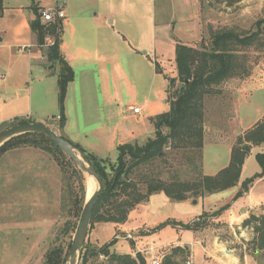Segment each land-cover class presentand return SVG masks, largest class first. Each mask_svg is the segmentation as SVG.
Wrapping results in <instances>:
<instances>
[{
    "label": "rangeland",
    "instance_id": "obj_1",
    "mask_svg": "<svg viewBox=\"0 0 264 264\" xmlns=\"http://www.w3.org/2000/svg\"><path fill=\"white\" fill-rule=\"evenodd\" d=\"M6 1L10 2V0ZM55 1L58 5H62L63 0H42V5L48 3L52 7ZM65 2L67 3V0ZM65 8L79 12L87 18L95 12L100 19L108 12L116 14L117 119L121 114H124L123 116L133 114L132 111H126L128 105H135V108L141 109L145 114L146 100L160 103L165 96L167 80L155 73L153 65L141 55L142 51L147 50L149 55L153 53L151 58L154 65L159 64L163 73L168 75L171 69H174V52L178 40L199 47L201 43H208L212 32L230 30L239 35H246L257 31L255 24L264 18V0H242L232 6H227L221 0H69ZM185 12L189 14L188 17L193 18L191 19L197 27L194 28L195 33H192L184 23H180ZM150 16L158 24L171 25L168 30L159 31L154 48L151 49L147 48V45L143 47L140 44L142 35L146 36L150 33L148 22ZM261 30L258 39L247 49H243L244 52L241 55L243 56L241 61L244 62V68L249 75L245 77V74L224 82L205 99L206 137L202 150L196 152L167 149L161 159L137 168L130 176L131 180L139 183L146 177L159 179L166 184L173 181L193 183L201 174L212 176L218 172L219 167H227L231 146L235 145L236 138L264 117V27ZM100 31V35L97 33L95 36L94 31L85 27L78 26L75 33H72L69 27H64L61 37L68 44L81 40L87 41V39H95L96 42L102 40L105 43L101 44L100 49L109 52L107 50L112 49L110 31ZM168 34L176 40L165 42L164 38ZM122 36L125 37L126 42L122 41ZM49 39L53 41L52 38ZM132 49L138 50L139 53ZM90 62L86 65L90 72L83 71L81 69L83 67L77 65V76H107L108 73L114 76L113 59L108 54L102 62ZM98 66L103 68L102 71L97 68ZM119 70L129 76V85L120 82ZM58 72L57 64L50 70L48 76L57 79ZM0 76H3V78L0 77V85H2L7 81V74L1 68ZM32 105L34 111L39 109V113L45 115L39 116L40 119L36 123L47 126L59 136L61 129L56 119L60 114L58 102L55 101L52 104L48 98L42 100L40 96V102L33 101ZM72 115L73 118L74 116L82 117L81 113L75 115L73 112ZM35 119L36 117L32 115L30 119L19 120L35 123ZM91 122L87 119L84 123L78 121V125L69 124L68 132L71 133L77 129L79 134L88 132L92 126ZM125 124L130 127L133 119L128 118ZM15 125L18 124L13 121L5 123L0 126V132ZM208 127L210 131L207 130ZM258 154L264 155V143L258 147L252 146L247 151L241 172L240 187L236 192L234 189H227L200 199L197 197L196 204L173 201L156 193L148 202L132 210L127 226L140 228L129 233L147 237L161 232L159 239H151V241L148 239L138 245L148 249L150 245L158 248L180 242L192 251L193 264H213L214 260H218L216 257L219 253L216 250L218 247L215 244L212 245L214 237L217 236L219 241H227L225 246L233 248L235 254L241 256V262L246 264L245 255L247 262L250 258L246 254L248 243L253 238L251 230L242 228V223L238 228L232 226L231 229L224 220L216 221L217 219L210 215L227 205L230 207L235 201L236 194L241 190V184L261 173V168L256 161ZM99 156L108 158L106 161L109 163L107 162L104 166L109 173L111 167L115 165L116 151ZM56 158L64 164V171ZM67 161L68 158L64 160L56 153H47L30 146H21L3 154L0 160V264H43L44 255L49 249L60 246L65 252L69 251L68 246L71 245L78 223L72 204L74 198L80 196V183L74 174L76 166L71 161ZM199 165L200 171L197 169ZM83 178L86 198L90 178L85 174ZM139 184L145 190L144 185ZM251 186L252 184L248 187V191ZM262 208L260 207L255 214L261 213ZM203 214H207L208 217L200 221L204 224L200 232L205 231L200 235L201 238L195 234L197 231H184L170 225L152 234L148 232L155 227L142 231L147 227L166 222L189 224ZM223 216L225 213L221 217ZM197 240H201L204 250L196 247L199 253L193 254L194 247L191 246ZM112 241L116 243L108 249V252L116 255H127L124 253L130 249L135 250L137 243L126 239V234L117 233L111 224L94 223L88 228L81 257L84 255L87 264H110L108 258L93 255L86 250L99 249ZM207 248L211 252L209 257L205 250ZM147 254V257H150V254ZM185 260L190 261L188 257ZM260 260H262L260 257L256 262L253 260V264H264ZM80 261L81 258L78 264Z\"/></svg>",
    "mask_w": 264,
    "mask_h": 264
},
{
    "label": "trees",
    "instance_id": "obj_2",
    "mask_svg": "<svg viewBox=\"0 0 264 264\" xmlns=\"http://www.w3.org/2000/svg\"><path fill=\"white\" fill-rule=\"evenodd\" d=\"M240 1L242 0H221L227 6H232ZM1 8L2 0H0ZM31 9L34 18L29 22V27L35 37L37 47H43L47 38L53 39L52 45L46 48L47 60L51 65L58 64L59 66L57 93L60 120L58 127L63 129L65 125L63 111L67 87L74 79L72 68L60 54L63 24L60 21L43 24L40 21L41 10L33 3ZM255 27L257 31L246 35H239L230 30L212 32L208 43H201L199 47L177 43L174 52L177 76L175 78L164 77L168 82L167 101L169 110L148 119L154 128V137L148 139L145 144L141 146L137 144L117 146L115 165L111 167L109 173L106 172L104 166L108 161L98 159L80 146L68 141L94 167L104 186L103 193L94 205L89 226L94 223L122 225L126 223L129 213L136 206L147 202L149 197L156 193H163L173 201H185L219 193L238 184L247 151L251 146H259L264 143V117L236 138V143L231 148L227 167L214 176L201 174L193 183L173 181L167 184L159 179L144 177L141 179L142 182L139 183L144 185L145 190L140 187L139 183L131 180L130 176L137 168L164 157L167 149L196 152L202 150L204 146L205 99L224 82L245 74V77L249 75L246 68H244V62L241 61L243 59L241 55L244 52L243 49H247L258 39L262 27H264V18L258 21ZM154 68L156 74L162 75L157 63ZM13 122L17 124L30 123L19 119H14ZM21 146H30L47 153H56L64 160L67 159L46 137L34 133L23 134L6 141L0 147V157L9 150ZM56 161L64 171V164L58 161V158H56ZM69 161L68 159L67 162ZM256 161L261 168V173L241 184V190L236 194L235 201L248 192V187L255 180L264 175V155H256ZM197 169L200 171V165L197 166ZM74 170V174L79 180L78 183H80V196L74 198L72 210L79 219L85 200V179L83 178L84 173L77 167ZM228 208L229 205L210 216L218 218ZM261 210L259 214H250L241 225L242 228L249 229L253 233L246 254L255 262L258 261L259 257L262 258L260 261L264 262V207ZM206 217L208 215L203 214L189 224L166 222L150 230L148 234L169 225L184 231H200L204 227V224L200 221ZM115 243L116 241H112L99 249H88L86 252L93 255H102L108 258L110 264H148L139 253L132 257L108 252V249ZM67 253L60 246L53 247L45 253L43 264H66ZM238 257L241 259V256ZM186 258L187 251L175 247L171 248L161 259L160 264H182L186 262ZM79 264H87L84 255L81 257Z\"/></svg>",
    "mask_w": 264,
    "mask_h": 264
},
{
    "label": "crops",
    "instance_id": "obj_3",
    "mask_svg": "<svg viewBox=\"0 0 264 264\" xmlns=\"http://www.w3.org/2000/svg\"><path fill=\"white\" fill-rule=\"evenodd\" d=\"M68 2L69 0H67V3L63 0L62 5H58V2L55 1L53 6L50 7L48 3L42 5V0H37V2L35 0H10V2L2 0V8L0 9V68L6 72L7 81L0 85V126L10 121L12 122L14 119H30L32 115L36 117L34 122H38V119H40L39 116L45 115L39 113V109L34 111L32 103L33 101L36 103V100L40 102V96L42 100L48 98L52 104H54L55 101L58 102L57 79L48 76L50 70L57 66V64L51 65L48 62L47 47H37L35 37L31 33L29 27V22L34 18L31 9L32 3L40 10L56 7L62 10L64 14V19L60 21L63 24V29L64 27H69L72 33H75L78 26L94 31L95 36L97 33L100 35V30L110 31V44L112 49L109 48L107 50L109 52L100 49L101 44L105 43V41L102 40L96 42L95 39H87V41L81 40L80 42L68 44L61 37L60 44V54L72 68L74 79L67 87L63 111L65 125L64 128L61 129L59 136L72 144L80 146L87 153L94 155L98 159L106 160L108 158H101L99 155L116 151L117 146L123 144H137L141 146L146 143L148 139L153 137L154 128L151 123H149L148 119L169 110L167 89L160 103H153L147 100L144 102L145 114L139 109L138 114H132L130 116H123L124 114H121L117 119L116 14L108 12L107 15L100 19L95 12L91 17L87 18L79 12L76 13L68 10V8L66 9L65 7L68 6ZM183 15L184 17L181 18L182 22L180 23H184L192 33H195L194 28L196 26L192 20L193 18L191 16L188 17L189 14H187V12ZM148 22L150 33L146 36L142 35L140 44L143 47L147 45V48L151 49L154 48L153 45L159 36V31H162V29L168 30L171 25L158 24L151 16L148 18ZM101 36L104 37V35ZM79 38L81 39L82 37L80 36ZM164 39H166L164 40L165 42L176 40L175 37H171L169 34ZM125 40V37L122 36V41L126 42ZM178 43L188 45L186 42L182 43L180 40H178ZM132 50L139 53L138 50ZM107 54L113 59L114 76H111L109 73L107 76H77V65H81L83 71L90 72V69L87 68L88 66L86 65L90 64V61L102 62ZM152 54L153 53H150L149 55L147 50L141 53L144 59L147 60L148 63L150 62L154 67L151 58ZM97 68L101 71L103 69L99 66ZM168 75L164 74L162 71V77L175 78L177 76L175 63L174 69L172 68ZM0 77L3 78V76ZM4 78H6V76H4ZM118 79L123 84L126 83L129 85V76L122 70H119ZM135 107V105H128L126 111H131V109ZM73 112L75 115L76 113H81L82 117L79 118L78 116H74L73 118ZM128 118L133 119V124L130 127L125 124ZM87 119L90 122L92 121V126L89 128L88 132L79 134V129L71 133L68 132L69 124L78 125V121L84 123ZM207 130L210 131V128L208 127ZM205 135L206 132L204 131V140L206 137ZM2 158L3 155L0 157V160ZM221 168L222 167H219L217 169L218 172L224 169ZM240 178L238 184L229 190L234 189L235 192L237 191V188L240 187ZM158 194L164 195L163 193ZM152 196H150L149 199ZM185 201L196 204L198 200L188 199ZM139 207L138 205L137 208ZM260 207H264V175L255 180L249 191L234 201V203L223 212L225 216L221 217L223 215L222 213L220 217L215 219H217L216 221H220L221 219L224 220L225 223L229 224V228L231 229L232 226L238 228L250 214L258 212ZM132 213L133 211L129 213L126 223L122 225L111 224L117 233L126 234L139 230L140 227L127 226ZM156 226L157 225L147 227L146 230L142 231H148ZM204 232L205 231H197L195 234L200 237ZM132 235L135 237L133 242H137L135 244V250L130 249L124 254L135 257V254L139 253L146 262L150 264L153 259L161 260V258L169 252L170 248L180 247L188 251L187 257L190 260L189 262L193 264L194 256L192 255V251L180 242L172 243L171 245L166 244L158 248L150 245L148 249H143L138 245V243L148 241V239L150 241L151 239H159L161 232L147 237L140 236L139 234ZM213 244L218 247L216 250L219 252L216 256L218 260H214V262H212L213 264H243L238 255L235 254L234 249L225 246L227 241H219V238L215 236L212 241V245ZM191 247H194L193 254L194 252L195 254L199 253V250H197L198 248L204 250L201 240L195 241ZM196 247L198 248L195 249ZM167 249H169L168 252L164 253ZM205 250L207 257H209L211 252L208 251V248ZM226 251H228L229 254H226ZM147 253L150 254V257H147ZM245 257L246 264H253L252 258H248L249 260L247 262V256L245 255Z\"/></svg>",
    "mask_w": 264,
    "mask_h": 264
},
{
    "label": "water",
    "instance_id": "obj_4",
    "mask_svg": "<svg viewBox=\"0 0 264 264\" xmlns=\"http://www.w3.org/2000/svg\"><path fill=\"white\" fill-rule=\"evenodd\" d=\"M52 68V66H51ZM27 133L39 134L46 137L64 156H66L81 172L95 182V190L91 196L84 200V205L78 219V223L71 241L69 251L67 253L66 264H78L81 253L85 248L84 241L89 228L94 205L103 193V182L99 178L94 167L87 159L78 152L68 141L58 136L47 126L39 123L18 124L9 127L0 132V147L13 137H17ZM247 149V147H245ZM229 254L228 251H226Z\"/></svg>",
    "mask_w": 264,
    "mask_h": 264
},
{
    "label": "built area",
    "instance_id": "obj_5",
    "mask_svg": "<svg viewBox=\"0 0 264 264\" xmlns=\"http://www.w3.org/2000/svg\"><path fill=\"white\" fill-rule=\"evenodd\" d=\"M62 19H64V14H63L62 10H60L59 8H56V7L55 8H45V9H42L40 11L41 23H44V24L57 23V22L61 21ZM50 45H52V42L50 41L49 38H47L45 40V44L43 47H48ZM131 111L133 112V114L139 113L138 108H132ZM56 119L58 122L60 120V117L57 116ZM126 239L134 240V236L131 235L130 233H126ZM160 263H161V260H156V259H153L150 262V264H160ZM186 264H191V263L189 261H187Z\"/></svg>",
    "mask_w": 264,
    "mask_h": 264
},
{
    "label": "bare ground",
    "instance_id": "obj_6",
    "mask_svg": "<svg viewBox=\"0 0 264 264\" xmlns=\"http://www.w3.org/2000/svg\"><path fill=\"white\" fill-rule=\"evenodd\" d=\"M95 190V182L89 179L86 193V200L91 196L92 192Z\"/></svg>",
    "mask_w": 264,
    "mask_h": 264
}]
</instances>
